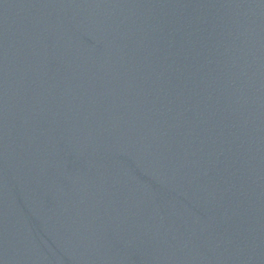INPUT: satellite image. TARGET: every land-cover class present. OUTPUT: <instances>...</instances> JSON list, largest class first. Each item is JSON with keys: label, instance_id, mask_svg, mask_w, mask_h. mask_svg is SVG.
I'll list each match as a JSON object with an SVG mask.
<instances>
[{"label": "water", "instance_id": "obj_1", "mask_svg": "<svg viewBox=\"0 0 264 264\" xmlns=\"http://www.w3.org/2000/svg\"><path fill=\"white\" fill-rule=\"evenodd\" d=\"M0 264H264V0H0Z\"/></svg>", "mask_w": 264, "mask_h": 264}]
</instances>
